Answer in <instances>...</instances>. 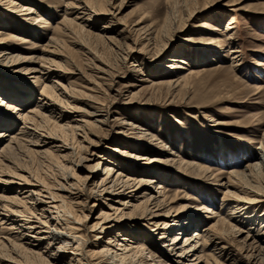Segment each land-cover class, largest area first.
Returning a JSON list of instances; mask_svg holds the SVG:
<instances>
[{
	"label": "rangeland",
	"instance_id": "rangeland-1",
	"mask_svg": "<svg viewBox=\"0 0 264 264\" xmlns=\"http://www.w3.org/2000/svg\"><path fill=\"white\" fill-rule=\"evenodd\" d=\"M17 2V9L26 3L33 8L32 13L21 14L25 10L5 12L7 4L0 5V12L4 17L2 21L0 20V27L5 31L24 33L27 37L29 36L28 38H32L31 40H34L36 45L32 46L29 41L23 43L20 54L32 53L35 56L32 57V61L26 60L13 65L16 68L15 73L11 71L3 75L4 71L0 70L1 93H4V96L12 95L17 98L18 92L14 90L17 87L2 83L6 80L5 78L7 81H15L20 85L18 89L26 91L23 94L30 96V100L22 102L19 110L26 112L28 108H34V104L38 103L39 96H41L39 94L41 82L36 83L34 78L39 73L26 70L32 66L39 68V55H43L42 48L53 32L51 25L61 26L57 21L63 17L71 19L67 25L68 29L65 32L59 31L63 39L61 38L62 42L57 45L58 55L48 54V57L58 63L55 64V68L63 74L40 79L48 85L51 84L50 79L58 82L56 85L58 88L51 89L56 111L43 110L46 114L50 112L51 115L40 121V132L45 134L46 132L42 131L45 128L46 131H55L62 135L67 128L63 127L60 130L56 123H69L74 127L82 120H93L94 117L103 118L100 115L104 114L107 121L100 122L94 119L92 126L88 127L85 132V138H82L81 130L76 128L79 133L74 134V137H77L76 140L80 141L82 147L78 144L72 155H66L67 160L78 162L77 165H73V172L84 177L89 172L87 168L95 163L97 154H103L114 161L115 168L124 163L137 168L143 178L144 176L155 178L148 185L141 186L134 193L135 196H123L122 198L117 196L115 199L88 196V189L95 186L94 183L99 182L100 175L97 172L95 176L89 178L85 190L87 196L83 194L75 198L81 201L82 210L86 214L80 223L75 224L76 234L79 232V234L82 233L81 235L84 234L83 237L89 241L84 244L86 250L101 247L103 242H99L96 238L97 234L101 235V240L107 239L106 231L99 232L100 228L92 229V225L104 216L103 214L99 216L100 210L110 214L111 217L118 218L122 211L123 213L129 212L132 208L131 204L149 197L148 192L151 196H156L154 199L162 198V190L159 192L161 187L169 197L173 194L178 197L167 204L168 208L171 207L170 210L167 211V206L162 209L161 207L156 208L163 213L167 211L168 217L176 218L174 209H177L180 214H192L200 220V228H203L218 217L225 216L229 211L228 204L221 203L225 186L220 184L221 181H217L214 176L220 167L229 169L228 166L234 163L229 161L223 164L219 155L220 148L238 153L235 166L242 168L249 159L254 158L255 160L257 152L261 151L258 148L259 140L264 136V95L258 96L253 87L254 83L264 85V0H17ZM84 3L90 7L86 11L89 15L84 14L85 20H81L82 18L77 16L82 15L79 12L81 11L79 6ZM38 14L43 18L37 23L32 18H37ZM231 18L235 22L234 28L229 30L231 36L228 37L226 35L229 34L228 30L225 29ZM45 19H49L50 26L45 27V22H43ZM153 29L156 31V37L148 42L144 36L148 37L146 32ZM2 35L5 34L2 33L0 36ZM229 46L239 49L237 60L231 58ZM173 56L187 58L189 63H185V66L195 71L200 70V73L192 76L188 83L175 88L167 84L154 86L151 83L154 80L176 76V73H188L186 67H172L171 69L168 67L171 62L177 63L176 59L169 60ZM163 64L166 67H162ZM60 85L65 89L60 90ZM29 88L32 90L30 91ZM12 103L18 104L19 101L14 100ZM95 107H100V109L96 110ZM59 110L64 115H59ZM6 113H10L5 114L9 117L6 122L15 119L11 125L8 122L5 124L10 125L7 131L17 130L21 124L20 119L16 118L14 111ZM127 120L135 121L142 127L150 129V132L145 133L146 136L152 132L155 133L156 137L154 136L153 142L146 144L149 145L148 148L140 150L146 157L142 160L149 162L145 166H139L136 161L128 162L119 158V153L113 149L117 144L119 147L127 148L126 145L131 140L130 136L133 137V134L128 133L130 125L122 123L128 122ZM138 126L134 128L136 133L141 128L137 129ZM1 128L4 129V125L0 124ZM4 137L7 138V135ZM60 143L61 141L57 139L45 145ZM28 145L32 146L30 143ZM178 147L182 148L185 160L193 159L210 164L213 169L205 175L197 176L193 173L177 175L175 163L165 162V158L172 156L173 154L169 155L168 152ZM50 148L52 151L43 154L30 150H23L17 154L12 153V160L16 159L14 163L24 169L20 170L15 165H11V172L14 170V172L22 173L28 180L26 181L28 183H25L22 179L15 177V183H11L12 191L19 196L28 194L30 190L46 194L39 187L43 189L44 184L45 187L53 189L56 186L53 179L62 180L57 173L59 169L55 168H58V164L61 165V163H66V165L71 163L55 155V153L62 155L64 151L58 152L54 146ZM92 152H96L95 157L79 161V156L91 157ZM100 170L103 171L102 166ZM116 173L117 171L114 174ZM223 174L226 175V171ZM37 180L42 185L32 184ZM159 180L163 186L158 187ZM0 185L3 186V184ZM1 190L0 188V193ZM124 198H127L129 203H120ZM31 199L27 200L31 201ZM44 199L48 200L47 197ZM207 200H210V203ZM201 201L205 202L201 203ZM211 201L214 203L212 204ZM26 204L30 203L27 201ZM201 204H204V207L201 208ZM37 205L41 208V204ZM116 206H119V209L115 210ZM179 207L182 208L178 209ZM207 207L212 208L209 209L211 211H205ZM263 208L264 203H260L252 213L262 214ZM215 209L218 216L210 217ZM76 211L80 214V211ZM163 213L148 220L149 222L146 216L122 220L118 225L113 219L110 223L114 222V224L108 225V232L111 231L112 236H115L118 231L120 234H134L136 241L145 244V252L149 246L156 249L155 252L158 254L156 258L162 263L166 261L169 264H184L183 262L191 259L192 255L184 259L179 258L172 253L174 250L167 247L169 245L166 243L173 245L170 243L173 239L171 234L178 233V242L181 244L184 235L191 233L195 227L190 226L186 230L163 228L161 227L162 221L166 218ZM35 214L44 219L40 214L36 212ZM233 215H237L238 218L239 212ZM230 220L236 223L237 227L244 225L245 231L237 232L235 237L241 238L245 235L250 224L238 222L233 218ZM145 222L148 227H141L140 224ZM4 223L9 225V220L2 222L3 225ZM259 223L256 224V228ZM149 227L152 229L150 230ZM139 228L140 231H138ZM164 229L167 232L164 236H160ZM41 230L47 231V228L43 226ZM0 233L11 237L16 234V230H1ZM41 234L46 235L47 232L37 233V236ZM220 240L226 242L229 246L228 251H230L229 254L219 256L223 264H231L234 257L239 260L240 264H252L247 261L245 251L239 249L237 240L233 239L232 235L226 236L225 239L220 238ZM6 245L10 243L6 242ZM45 245L46 239L41 240L37 248L43 251ZM117 245L114 244L115 247ZM17 249L12 248L9 253L15 260L20 258L19 261L22 262L25 258L26 260L32 258L29 254ZM210 249L212 250L211 245L204 250L208 252L211 251ZM138 255L139 251L136 252V256ZM69 256L71 254L65 257L63 262H57V264H67L70 261ZM84 259L85 263L98 260L92 259L89 253H85ZM197 264H205V261L200 260Z\"/></svg>",
	"mask_w": 264,
	"mask_h": 264
},
{
	"label": "bare ground",
	"instance_id": "bare-ground-1",
	"mask_svg": "<svg viewBox=\"0 0 264 264\" xmlns=\"http://www.w3.org/2000/svg\"><path fill=\"white\" fill-rule=\"evenodd\" d=\"M4 4H7L5 12L13 13L15 11L25 10L21 14L27 15L29 13H32L33 10V8L26 3H23L21 8L17 9V0H0V5ZM79 8L81 9V11L79 12H81L82 15L77 17L82 18L81 20H85L83 15H89V13H87L86 11L87 9H90V7L86 3H84L83 5L79 6ZM3 18V14L0 12V20L2 21ZM42 18L43 17L39 15L37 18L33 17L32 20L39 22L40 20H42ZM70 21L71 19H66V17H63V19L57 21V23L61 24L60 26L59 24L51 25L49 19H45V21L43 20V22H45V27L51 25L53 32L48 37L46 45L42 48L43 55H39V68H33L34 66H32L28 70H26L27 72L32 71L39 73L36 74L34 78L36 83L41 82L39 90V94L41 96H39V99L37 101L38 103L34 104V108L30 107L26 112H24L23 110H19L22 102L30 100V96L23 94L26 91L24 92V90H20V88L18 89V87L20 86L19 83L10 80L7 81V78H5L6 80L2 81V83H7L9 85H12L13 87H17L14 90L18 92V94L16 98V96L14 97L12 95L5 94L6 96H4V93L2 94L0 91V96L3 95V97L0 98V124L4 125L5 127L4 129H0V140L3 139V142L0 144V184H3V186L0 185V188L2 189L0 193V232L1 230H16V234H13L11 237L4 236L2 233H0V264H19L18 262H20L21 264H57V262H63V260H65L64 258L70 254V261L67 262V264H169L166 261H164L165 263H162L160 259L156 258V255H158L155 252L156 249H153L149 246V248H147V252H145V244L140 243V241H136V235L134 236V234L132 235L128 233L120 234L118 231L117 233H115V236H112V233H110L111 231L108 232V225L112 226L115 221L117 222L116 225H118L122 222V220L125 221L126 219H133V217L143 218L146 216L145 218L147 222H149L150 219L162 215L163 212L158 211L156 208L161 207L162 209L165 206H167L168 208L167 204L178 198L174 194L169 197V195L164 192V189H162V187L159 190V192L162 190V198L157 197L156 199H154L156 196H151V194L148 192L147 194L149 197L145 198L143 201H138L134 204H131L132 208L129 210V212L126 211L127 213H123L122 211L118 218L111 217L110 214H106V212L100 210L99 216H101L102 214L104 216L100 217V219L92 225V229L95 230L97 228H100L99 232L106 231V240H101L100 234H97L96 237L99 242H103L101 243V247L86 250L84 244L85 242L89 241L85 237H83L84 234L81 235L82 233L79 234L80 232L76 234L77 231L75 229L77 228V226H75V224L77 225L78 223H80L81 220L86 217V214L82 210L83 206L81 201L75 198H78L83 194L87 196V192L85 191L87 188L86 183L89 178L95 176L97 172L100 175L99 182L94 183L95 186L93 185L92 188L88 189V196L94 198H97V196H99V198L106 197L108 199H115V197L117 196H119V198H122L123 196L133 197L135 196L134 193H136L141 186L148 185L149 183L154 181L155 178L152 176H150V178H147L149 176H144L143 178L142 173H139L137 168H133L124 163H122L123 165L115 168L116 165L114 166V161L110 160V158L104 156L103 154H97L95 163L87 168L89 172L85 174L84 177H80L73 172V165H77L78 162L74 163L72 160H67L66 155H72L74 148L78 146V144L79 147H82L80 141H77L78 139L76 140L77 137H74V134L79 133L78 131H76V128L81 130V132L83 133V138L85 136L87 128L92 126L94 119L100 122L107 121L106 116H103L104 114L100 115V117L103 118L94 117L93 120H82L80 121V124H77V126L74 127L69 123H56L59 129L63 127L67 128V130L63 131L62 135L57 134L55 131H46L44 127V129H41L46 133L44 134L40 132V121H43L44 119L49 117V115H51L49 114L50 112L46 114V112H44L43 110L56 111V105L54 99L51 97V91L57 87L56 85L58 83L57 81H55V79H50L52 81L51 84L48 85L43 83L45 81H42L40 79H42L41 77L63 74L62 72H59L57 68H55V64L58 63L51 57H48V54H51L53 56L58 55V52L56 51L57 45H60L63 39L60 36L59 31L65 32L66 29H68L67 25ZM234 22L235 21L233 18L229 20L225 29L228 30V33L230 29L234 28ZM154 31L155 29L146 32L149 36H144V38L148 39V42L149 40L151 41L153 37H156V31ZM2 33H4L5 35L0 36V70L4 71L2 72L3 75L11 71L15 73L16 68H14L15 66L13 65L20 64L26 60L32 61V57L35 56L32 53L21 55L20 49H22V44L29 41L32 46H34L36 45V43H34V40H31L32 38H28L29 36L27 37V35H25L24 33H17L16 31L9 30L5 31L0 27V35ZM226 35H228V37L231 36L230 33ZM8 42H11V44H8ZM229 51L232 55L231 58L237 60L239 49L229 46ZM171 59H176L177 63H169L170 65L168 67L170 69L172 67H186L185 63H189L188 59L185 57L178 58L176 56H173L169 60ZM161 66L166 67L164 64ZM186 68V71H188L187 74L176 73V76L154 80L151 83H153L154 86H158L159 84H167L169 85V87L173 88L177 87L178 85L182 86L184 83H188L192 76L200 73V70L195 71L190 67ZM61 86L62 85H60L59 87L60 90L61 88L65 89ZM253 87L255 88L254 92H256L258 96L264 95L263 84L254 83ZM31 90L32 89H30V91ZM63 91L65 92V90H62V92ZM14 100L19 101V103H12V101ZM95 109H100V107H95ZM9 111H14L16 113V118H19L21 121L18 129L10 132L7 131V127H9L12 124V121L15 119H12L9 122L7 121L10 125H5L7 123L6 119H9V117H6L5 114L9 115L10 113H6ZM60 111L61 110H59V115H64V113ZM127 121L128 122L122 123L125 125H130V130L128 129L129 132H127L129 134H133V137L130 136L131 140H129V143H127V148L119 147V145L117 144L113 147V149H115V151L119 153V158H123L128 162L136 161L138 162L139 166H145V164L149 162L144 161L145 159L142 160L146 157L140 152V150L148 148L149 145L146 144H151L153 142V138L156 137L155 133L152 132L149 136H146L145 133L150 132V129L142 127L135 121ZM137 126V129H139V127L145 129L140 128L139 132L136 133L134 128ZM122 132L125 133L126 131ZM5 135H7V138L4 137ZM38 137L40 139H38ZM57 139L61 141L60 144L45 145L46 143L55 142L57 141ZM28 143L32 144V146L28 145ZM50 146H54L56 148V151L58 152L64 151L65 153L62 155H60V153H55V155H58L60 156V158L62 157L61 159H65L68 163H71L70 165L61 163V165L58 164V168H55L59 169V172L57 173H59L58 176L62 178V180L56 181L53 179V182L56 185L53 189L45 187V185H42L39 180H37V182L35 183H32L35 185H42L43 189L40 187L39 189L44 190L46 194H42L40 191L36 192L34 190H30L28 194L19 196L16 192L12 191L11 183H15V177L17 179H22V181H24L25 183H28L26 182L28 181L25 178L26 175L19 172H14V170L13 172H11V165H15L16 168H19L20 170L24 169L14 163V160L16 159L12 160V153L17 154L23 152V150H30L33 152H37V154H43L52 151ZM258 148L261 151L257 152V156L255 155V160L254 158L249 159L242 168H238L235 166L236 161H238V153H232L228 150H223L222 148H220L219 155L221 157V160L224 162L223 164L229 161L234 163L231 166L227 165L229 169L220 167L214 176L217 181H221L220 184H223L225 186V189H222L224 194L221 198V203L225 202L224 204L227 203L229 207V211H227V214L225 216L218 217L215 221L209 222L203 228H200V220L195 218L192 214H180L179 210L174 209L176 218H171L167 215V211L170 210L171 207L167 209V213H163L166 217L162 221L161 227L163 228H166L168 230H172L174 228H182V230H186L190 226L195 227V229H193L191 233H187L184 235V239L181 244L180 242H178V233L171 234V236H173V239L170 243H173V245L166 243L169 245L167 247H170L174 250V252L172 253H174L176 256H179V258L182 257L184 259V257L186 258V256L192 255L191 259L183 262L184 264H197L200 260H204L205 264H223L219 256H224L225 253L229 254L230 251H228L229 246H227L226 242L220 240V238L225 239L226 236L231 235L233 236V239L237 240L239 249H241V251H245L244 255L247 257L248 262H251L252 264H264V208L262 210L263 212H261L262 214H258L257 212H255L254 214L252 213L258 204L264 203V136L261 140H259ZM92 154L93 156H86V158L79 156V161L84 159H92L93 157H95L94 154H96V152H92ZM168 154L173 155L165 158V162L171 164L175 163V171L177 172V175H189L191 173L197 176L201 174L205 175L207 172L213 169V167L211 168L210 164H204L193 159L185 160L182 154L181 147H178L175 150L171 149ZM102 159H104V161ZM101 166L103 171L100 170ZM116 171L117 173L114 174ZM225 171L226 175L223 174ZM27 174L30 175V173ZM75 175L81 180L76 178ZM224 176H226V179H224ZM158 182V187L163 186L161 180H159ZM27 197L30 199L32 198L31 201L27 200ZM44 197H47L48 200H45ZM27 201L30 204H26ZM207 201H209L210 203V200ZM203 202L205 201H201V203ZM120 203L127 204L129 203V200H127V198H124L120 201ZM211 203L213 204L214 202L211 201ZM37 204H41V208H38L39 206ZM200 207H204V204H201ZM181 208L182 207H179L178 209ZM117 209H119V206L115 207V210ZM209 209L212 208L207 207L205 208V211H211ZM76 210L80 211V214H78ZM39 211H41V213H38ZM213 211L214 214H211L210 217L218 214L216 212V209ZM35 212L37 214H40V216H43L44 219L40 218L39 216L37 217ZM46 212H49V214H46ZM235 212H239L238 218L237 215H233ZM231 218L237 219L238 222L241 221L243 223L247 222L250 224L247 229L245 228V235H243L241 238H236L237 236L235 237V234L237 232L245 231L243 227L244 225L237 227L236 223L230 220ZM7 219L9 220V225L5 223L3 225L2 222H5ZM113 219L114 222L110 223ZM49 221H54V223L50 222L49 224ZM254 222H256V224L260 222L259 225H257V228L255 227L256 224L255 226H253ZM140 225L143 228H146L147 226L146 222ZM43 226L47 228V231L41 230ZM149 229L151 230L152 228L149 227ZM166 229L162 231L160 236L165 235V232H167ZM138 231H140V228L138 229ZM41 232H47V234H41L37 236V233ZM44 239H46V245L45 250L42 251L37 247L40 244L41 240L43 241ZM199 239H201V241H199ZM34 241H36V243H34ZM6 242L10 243V245H6ZM114 244H118L117 247H115L116 245L114 246ZM210 245L212 247V250L210 249L211 251L205 252L204 249ZM93 246L96 245L93 244ZM12 248H18L17 250L29 254L32 258L27 260L25 258V260H22V262L19 261L20 258L18 260H15L13 256L9 255ZM51 250L53 251L51 252ZM138 251L139 255L136 256V252ZM85 253H89L92 259L98 260H95L92 263H85ZM18 255L20 254L18 253ZM230 263L240 264L239 260L235 257L232 258Z\"/></svg>",
	"mask_w": 264,
	"mask_h": 264
}]
</instances>
